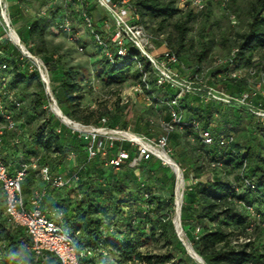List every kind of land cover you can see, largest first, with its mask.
Returning a JSON list of instances; mask_svg holds the SVG:
<instances>
[{
    "label": "trees",
    "instance_id": "obj_1",
    "mask_svg": "<svg viewBox=\"0 0 264 264\" xmlns=\"http://www.w3.org/2000/svg\"><path fill=\"white\" fill-rule=\"evenodd\" d=\"M16 1L12 22H23L16 33L27 51L46 66L59 110L73 122L92 125L76 109L82 90L78 69L58 58L55 49L45 46L44 36L51 34L49 31L56 22H43L44 17L39 13L51 0ZM85 1L81 4L82 11L89 16L95 5ZM136 6L145 28L146 17L159 20L158 31L167 21L179 17L174 24L175 42L166 40L160 33L163 37L154 40L155 55L165 50L175 55L177 62L171 65L174 72L220 89L232 98L245 96L250 107L264 110V92L258 93L253 87L264 81V0H208L201 11L193 7L181 11L176 0H143ZM212 7H219L225 15L230 13L244 30L237 32L235 38L229 36L231 27L222 33L219 43L227 53L213 57L217 68L204 80L203 66L212 60L216 43L210 32ZM56 13V9L50 12L48 20H55ZM201 16L205 23L198 35L200 45L192 52V64H188L185 55L194 49L192 40L188 39L189 26ZM212 25L219 28L216 22ZM94 26L99 31L95 23ZM72 30H76L73 23ZM52 33L66 39L65 35ZM83 41L79 38L77 42L84 52ZM91 41L95 51L88 56L96 59L94 74L113 87H121L132 79L150 101L144 112L130 101L120 103L118 98L115 109L120 118L114 125L151 140L162 136L164 127L172 124L167 103L177 92L167 85H157L147 61L140 58L141 69L138 68L132 62L136 51L128 49L125 57L114 54L110 62ZM2 65L6 66L4 70ZM29 66V60L17 47L0 40V87L3 85V91L12 92L19 104L17 107L6 96L2 99L4 111L19 125L5 131L0 155L5 164L19 155L25 163L36 162L47 167L51 178L76 176L77 180L55 188L41 182L37 172L30 170L21 185L24 201L34 191L44 190L41 210L61 214L62 231L70 235L77 249L101 251L82 257L80 264H197L186 253L174 230L176 179L171 169L155 157L130 166L137 152L122 142L110 146L104 141L102 149H97L95 157L89 159L86 141L48 112L44 86L38 73L29 71ZM236 72L240 77L232 78L231 74ZM156 108L165 111L161 124L144 115L154 116ZM174 110L182 118L179 124H172L167 144L169 151L172 149L170 158L181 170L185 182H192L186 185L180 206L181 228L192 250L204 264H264V118L256 117L246 106L205 102L190 94L181 97ZM193 122L198 124L197 131L192 128ZM93 124L98 126L99 121ZM200 132H209L212 144H204ZM178 133L183 136V144L176 142ZM222 139L231 141L220 146ZM14 140L17 144H13ZM119 149L125 150L129 159L114 169L107 163ZM201 163L212 171L211 180L197 179L203 171ZM246 207L252 208L256 217ZM154 242H162L167 252L142 253L141 248ZM30 244L31 238L24 228L8 224L0 184V264H59L49 253L37 260Z\"/></svg>",
    "mask_w": 264,
    "mask_h": 264
},
{
    "label": "built area",
    "instance_id": "obj_2",
    "mask_svg": "<svg viewBox=\"0 0 264 264\" xmlns=\"http://www.w3.org/2000/svg\"><path fill=\"white\" fill-rule=\"evenodd\" d=\"M61 1L65 6H81L83 0ZM139 1L143 0H91V3L97 8L103 10L107 16V19L101 20L97 25L99 31H96L94 22L84 12L81 13L80 19L93 42L100 48L101 53L110 62L113 61L114 54L120 57H125L128 54V49L134 50L137 52V56L132 58V62H134L138 68L141 69L140 58L147 61L155 73L157 85H167L177 92L176 97L167 103V106L171 111L172 124H179L181 121V115L177 113L174 108L177 107L178 100L186 94L197 95L205 102L214 101L226 105L233 104L237 106H246L253 115L258 118H264V110H256L250 107L245 102V96L241 98H232L220 89L207 87L196 80L183 78L178 75L171 68V65L177 62L174 54L165 50L159 55H155V39L140 23V16L136 6V3ZM207 1L208 0H176V5L181 11H184L187 7H193L197 11H201L204 9ZM55 7L56 1L51 0L41 9L39 15L44 18L48 17L50 12L55 10ZM108 25H110V28ZM0 29L3 32L0 40L7 41L11 45L17 47L20 52L22 51V56L27 58L30 62L29 71L35 70L38 73L40 81L44 86L45 94L48 98L46 108L48 112L57 117L55 110L59 108L50 89L47 68L39 58L31 55L27 50L23 51L22 47H24V45L21 43L17 33L13 29L6 0H0ZM54 29L56 33L65 35L66 40L74 44L75 49L78 52H83L82 46L77 42L79 36L77 33L73 32L72 22L69 18H65L62 22L56 23ZM106 33H110L108 34L110 42L106 41L104 37V34ZM110 46L113 47L112 50L110 49ZM5 68V65L1 66V69L4 70ZM231 77L239 78L240 73H233L231 74ZM262 83H264V81H262ZM0 90V118L2 119V122L0 123L1 150L3 148L2 140L5 131L14 130L19 125L18 121L14 120L10 114L4 111L2 99L6 96L9 100H12L17 107L19 104L14 100L12 92L3 91V85L0 87ZM70 123L72 124L71 126H68L65 123L63 124L68 126L72 132L77 133L80 138L86 141L87 145L85 150L89 159L95 157L97 149H102V137L105 138V141L109 142L110 146L113 142H122L127 143L129 146L136 149L137 156L132 160L130 166H135L140 160H148L151 157H155L164 164L159 155L163 154L170 157L168 155L170 151L167 144V133L173 129L172 124L164 127L165 133L162 136L158 137L156 140H151L142 135L134 134L129 129H109L104 126L106 123L105 119L101 120V128L95 129L92 127V131H88L87 129L90 127L83 124L71 120ZM192 128L197 131L198 124L193 122ZM96 135H98L97 138H95ZM200 137L202 142L206 145H210L213 142V138L209 132H200ZM229 141H231V139H222L219 142V145L224 146L228 144ZM17 142V140H14L13 144H17ZM128 159V153L125 150L119 149L116 152V155L111 158L107 164L108 166L117 169L123 161ZM30 170L37 172L41 182L49 183L51 187L55 188L70 185L75 182L77 178L76 176L66 178L61 175L51 178L48 168L38 166L36 162L25 163L22 158L17 155L8 164H5L2 155H0V184L3 191L5 214L7 216L8 224L13 227H21L25 229L26 233L31 238L29 248L35 254L36 259L39 260L38 258H41L44 253H49L56 257L59 264H80V259L82 257H91L95 253H101L99 249H86L85 251H79L74 245L70 235L62 231L61 214L59 212L46 213L41 210L40 200L44 194V190L34 191L28 201H24L21 185ZM172 172L175 175V179H177L176 176L179 177V174L181 173L180 169L177 173H174L173 170ZM191 183V181L187 182V186ZM247 185L249 184L247 183ZM181 203L182 200L180 206ZM174 207V220L177 215V218L180 221V207L179 211H177L175 197ZM246 208L250 215L256 217L252 208Z\"/></svg>",
    "mask_w": 264,
    "mask_h": 264
},
{
    "label": "rangeland",
    "instance_id": "obj_3",
    "mask_svg": "<svg viewBox=\"0 0 264 264\" xmlns=\"http://www.w3.org/2000/svg\"><path fill=\"white\" fill-rule=\"evenodd\" d=\"M8 7H9V14L11 21H13V15L11 14L12 11H14L16 5H12L9 0H6ZM85 3H91V0H86ZM93 4V3H91ZM94 5V4H93ZM95 6V10L91 12L89 17L91 20L98 25L101 20L107 19V16L105 15V12L101 10L100 8H97ZM212 14L209 19V23L211 25L210 32L212 33V38L214 44L211 57L212 60L207 62L204 67L203 71V79L205 80L211 72H213L217 66L213 63V57L216 56H225L227 53V50L219 43L220 37L222 33L229 27L232 28L231 31V38L236 37V33H241L244 30V26L241 25V23H237L236 19L232 17L230 13L224 14V11H221L219 7H212L211 9ZM179 20V17H174L173 19L167 21L164 24V28L161 31H158L159 28V20H151L149 17L145 18V24L147 31L155 38H161L163 35L165 36V39L168 38L172 39L174 42L177 38V32L174 29V24ZM109 22V21H108ZM218 24L219 28H216L212 24L214 23ZM22 21H18L17 23L12 22L13 29L15 32L18 30L20 25H22ZM204 18L201 16L197 20H194L190 23V31L188 34V39L192 40L194 49L188 51V53L185 55L186 63L192 64V52L197 50L200 41L198 38L199 32L201 28L204 26ZM110 28V25H108ZM104 30V29H103ZM51 34H45L44 40H45V46L47 48H53L55 49V55L58 58H63L70 66L76 67L79 72V77L82 79V90L80 91V99L77 103V111L78 115L82 117L84 120H88L91 122L92 125H85L87 127H90L89 129H97L101 128V118L103 117L106 120L105 127L109 129H115V126H118L120 129V125H114V121L119 120V115L116 112L115 104L117 102V99H120V103H126L127 101H130L133 106L141 111H144L149 108L150 101L148 100V97L145 95L143 91H141L140 86L135 83L134 80L130 79L128 82H126L121 87H113L106 85L104 82L99 79L98 76L94 74V67L93 62H95L96 59L89 58L88 53H93L95 51L93 43L91 41V37L89 36V33L84 28H79L74 31V33H77L79 38H82L84 45V52H78L75 49V46L70 44L64 36H60L58 34L53 35L52 31ZM163 34L162 36L159 35ZM110 33L104 34V37L106 41H109V35ZM3 35L2 30L0 29V37ZM230 38V39H231ZM110 42V41H109ZM26 48V46L24 45ZM27 50V48H26ZM42 59V58H41ZM49 81L51 78V75L48 73ZM51 85V84H50ZM254 90H256L258 93L264 92V83L254 84ZM164 114L165 111L160 108H156V114L154 116H149V114L144 113L145 117H149L153 122L156 124H161L164 120ZM95 121H99L98 126H95L93 123ZM68 127V126H67ZM93 127V128H92ZM69 128V127H68ZM98 135H96L95 138H97ZM103 142L105 141V138L102 137ZM176 142L179 144H183V136H181L179 133L176 134ZM169 149V148H168ZM170 147V151H171ZM168 155L170 156L171 153L169 152ZM166 166L165 164H163ZM202 166V173L197 176V179L199 181H206L211 180L213 178L212 171L208 168L206 164L201 163ZM172 171V170H171ZM181 172V170H180ZM182 173V172H181ZM179 174V178L175 181V187L174 191H176V187L178 184V180L180 179L181 182V188H182V197L184 194V189L187 185V182H185L183 175ZM176 195V192H174V197ZM183 199V198H182ZM181 199V200H182ZM181 226V224H180ZM182 238H180V235ZM179 238L184 242V244L189 245L187 238L185 237V234L183 232V229H179L178 232ZM191 247V246H190ZM142 253L144 254H150V255H161L167 252V249L164 247L162 242L160 243H152L148 246H145L144 248H141Z\"/></svg>",
    "mask_w": 264,
    "mask_h": 264
},
{
    "label": "crops",
    "instance_id": "obj_4",
    "mask_svg": "<svg viewBox=\"0 0 264 264\" xmlns=\"http://www.w3.org/2000/svg\"><path fill=\"white\" fill-rule=\"evenodd\" d=\"M11 2L12 5H16L18 6V2L16 0H9ZM56 1V18L53 21L48 20V17H45L44 19H42L43 22L48 23V24H54L56 23H60L62 22L65 18H69V20H71V22L73 23V27L75 29H79V28H84V24L83 22L80 20V15L83 12L82 11V7L81 6H77V5H68L65 6L61 0H55ZM20 7V5H19ZM97 9V8H96ZM51 30L55 32L54 27H51ZM85 30V28H84Z\"/></svg>",
    "mask_w": 264,
    "mask_h": 264
},
{
    "label": "bare ground",
    "instance_id": "obj_5",
    "mask_svg": "<svg viewBox=\"0 0 264 264\" xmlns=\"http://www.w3.org/2000/svg\"><path fill=\"white\" fill-rule=\"evenodd\" d=\"M21 44V43H20ZM22 46V44H21ZM23 48V51H25L26 49L24 47ZM55 114H57V117L65 124H67L68 126H71L72 124L63 116L62 112L59 114L58 113V110H55ZM88 131H92V129H87ZM161 160L163 161V163L167 166H170L171 169L174 171V166L172 165V162H171V158L166 156V155H163V154H160L159 155ZM179 178V177H178ZM182 188H181V182H180V179L178 180V184H177V187H176V195H175V204H176V207H177V211H179V207H180V202H181V199L183 198L182 197ZM175 225H176V230L177 232H179V229H181V226H180V221L178 220L177 218V215L175 217ZM180 238H182L181 234L179 235ZM186 245V244H185ZM187 247V250L188 252L191 254V256L193 257V259L198 263V264H201V261L199 260V258H197V256H195L193 254V251L191 249V247L189 245H186ZM199 257V256H198ZM203 263V262H202Z\"/></svg>",
    "mask_w": 264,
    "mask_h": 264
},
{
    "label": "water",
    "instance_id": "obj_6",
    "mask_svg": "<svg viewBox=\"0 0 264 264\" xmlns=\"http://www.w3.org/2000/svg\"><path fill=\"white\" fill-rule=\"evenodd\" d=\"M21 53H23L22 51H21ZM58 110V113L60 114L61 113V111L59 110V109H57ZM64 116V115H63ZM65 117V116H64ZM66 118V117H65ZM69 122H70V120L68 119V118H66ZM171 160V162H172V165L175 167L174 168V173L176 172H178L179 171V167L172 161V159H170ZM169 168H170V166H168ZM171 169V168H170ZM176 178H178V176H176ZM173 226H174V230H175V233H176V235H177V238L179 239V241L181 242V244L184 246V248H185V250H186V253L193 259V257L191 256V254L188 252V250H187V247H186V245L184 244V242L179 238V236H178V232H177V230H176V225H175V220L173 219ZM192 249V248H191ZM193 251V250H192ZM193 254L195 255V256H197V258H199V260L201 261V264H204V263H202L203 261L201 260V258L200 257H198V255H196L195 254V252L193 251ZM194 260V259H193ZM195 261V260H194ZM196 262V261H195ZM197 263V262H196ZM198 264V263H197Z\"/></svg>",
    "mask_w": 264,
    "mask_h": 264
}]
</instances>
